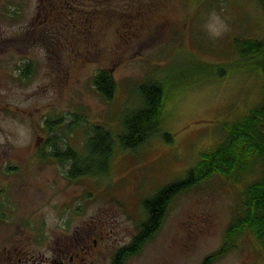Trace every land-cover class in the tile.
<instances>
[{"label": "rangeland", "instance_id": "374dc122", "mask_svg": "<svg viewBox=\"0 0 264 264\" xmlns=\"http://www.w3.org/2000/svg\"><path fill=\"white\" fill-rule=\"evenodd\" d=\"M245 39L264 41L259 0H0V264H11L3 254L19 243L54 257L78 231L104 237L99 264H111L145 220L143 202L184 179L228 138L227 125L262 106L257 59L235 44ZM225 64L238 66L223 77L205 67ZM102 70L117 85L110 101L94 85ZM153 79L169 93L160 130L135 151L116 138L107 175L71 181L68 164L42 160L47 120L60 126L62 150L82 153L89 125L119 134L140 105L138 88ZM262 173L255 160L244 174L215 175L177 196L161 230L125 264H201ZM233 245L215 264H264L253 234Z\"/></svg>", "mask_w": 264, "mask_h": 264}, {"label": "trees", "instance_id": "16d2710c", "mask_svg": "<svg viewBox=\"0 0 264 264\" xmlns=\"http://www.w3.org/2000/svg\"><path fill=\"white\" fill-rule=\"evenodd\" d=\"M259 3L264 8V0H259ZM235 44L242 56H253V59H257L253 64L264 78V41L245 39L237 40ZM234 66L238 65H205L210 69V74L215 73L220 77L225 76ZM31 72V65H28L23 76L28 77ZM94 85L106 101L113 98L117 88L115 80L107 70L96 74ZM165 85L164 82L153 79L138 88L140 105L124 115L119 134H115L107 126L89 125L82 153L70 146L62 150V137L57 133L60 126L52 120H47L46 128L50 134L43 150L40 151V157L44 161L68 164L67 178L71 181L107 175L115 153L116 138L122 151H135L160 130L169 95ZM73 124L78 127L82 120L77 117ZM226 128L228 138L214 149L205 152L184 179L164 187L155 196L143 202L146 218L139 224L138 233L131 243L116 253L112 264H125L129 258L143 250L161 230L169 206L177 196L215 175L231 178L235 174H244L251 169L255 160L262 163L263 173L258 181L246 187L243 213L235 216L230 223L223 245L205 257L201 264H215L233 249L235 238L247 232L257 237L264 252V101L261 107Z\"/></svg>", "mask_w": 264, "mask_h": 264}, {"label": "flooded vegetation", "instance_id": "af4514ba", "mask_svg": "<svg viewBox=\"0 0 264 264\" xmlns=\"http://www.w3.org/2000/svg\"><path fill=\"white\" fill-rule=\"evenodd\" d=\"M89 235L78 231L69 242L56 248L54 257L51 258L30 255L22 243L14 244L12 249L6 252L9 256L3 254V261L11 264H99L104 246V237L97 239L91 238ZM120 249L115 252V255ZM29 256L32 257V260L28 259Z\"/></svg>", "mask_w": 264, "mask_h": 264}]
</instances>
